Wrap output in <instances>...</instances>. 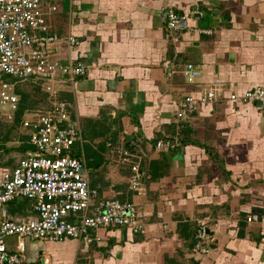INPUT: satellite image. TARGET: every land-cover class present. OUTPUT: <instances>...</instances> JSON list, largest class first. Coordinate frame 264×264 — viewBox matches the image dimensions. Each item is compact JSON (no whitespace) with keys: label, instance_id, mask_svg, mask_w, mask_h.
Listing matches in <instances>:
<instances>
[{"label":"crops","instance_id":"obj_1","mask_svg":"<svg viewBox=\"0 0 264 264\" xmlns=\"http://www.w3.org/2000/svg\"><path fill=\"white\" fill-rule=\"evenodd\" d=\"M45 1L59 6L50 18L59 63L87 66L54 87L81 130L74 148L89 183L101 198L136 204L146 230L101 228L91 242L25 239L24 264H264V105L229 100L264 86V0ZM169 9L182 16L171 31ZM189 63L199 72L192 81ZM29 82L45 104L23 116L36 117L53 95ZM210 90L215 99L201 103ZM185 96L199 108L179 117ZM167 138L180 145L155 147ZM124 152L139 165L144 194L131 189ZM19 207L8 205L12 217L34 216ZM200 222L215 237L206 255L194 252ZM7 243L15 249L18 239Z\"/></svg>","mask_w":264,"mask_h":264},{"label":"built area","instance_id":"obj_2","mask_svg":"<svg viewBox=\"0 0 264 264\" xmlns=\"http://www.w3.org/2000/svg\"><path fill=\"white\" fill-rule=\"evenodd\" d=\"M55 10L56 5L45 0H0V106L10 110L9 119L19 101L15 93L17 83H41L51 92L53 82L87 73L84 63L70 61L61 65L56 58L53 47L62 38L49 33L48 23ZM181 19L175 10L169 9L168 29H177ZM67 41L72 46L77 44L73 36ZM186 66L183 73L190 81L199 76L193 64ZM215 96V91L210 90L200 102L212 101ZM229 100L264 105V86L244 94L232 93ZM197 106L192 96H186L179 102L178 116L192 114ZM49 109L38 117L22 118L23 127L31 129L29 144L33 148L15 168L0 169V264H24L25 239L50 242L76 236L91 242L100 241V237H90V229L121 226L133 229L134 233L144 230L142 213L136 204L113 198L99 200L98 191L91 187L84 160L75 156L74 145L81 140V134L74 124L67 122L66 103H53ZM175 142L163 139L156 146L171 148ZM138 168H132L130 186L144 194L145 184ZM21 199L30 201L34 216L19 219L10 215L8 205ZM10 237L18 239L15 249L7 243ZM198 237L203 235L199 233ZM198 246L197 242L194 250ZM44 264H48L47 259Z\"/></svg>","mask_w":264,"mask_h":264},{"label":"rangeland","instance_id":"obj_3","mask_svg":"<svg viewBox=\"0 0 264 264\" xmlns=\"http://www.w3.org/2000/svg\"><path fill=\"white\" fill-rule=\"evenodd\" d=\"M186 67L187 66H185V68ZM184 76L188 79L187 75H184ZM56 82H58V81H55L52 83V91H51L52 95H53L51 97L52 101L55 104H59V102L60 103L61 102L66 103V110H67V114L69 117V120L67 122L74 124L77 127L79 134H81V130L79 128L78 123L76 121L73 122L71 120V114H70V111L68 109L69 104L65 100L59 99V97H57V94L55 93L56 90L54 87V83H56ZM15 91L17 92V94L21 98L20 103H19L20 105L23 104V105H25L31 109H35V108L38 109L40 107V104H45V102L42 101V98H43L42 91L40 89H37L34 86H32L30 82H23V83L19 84L16 87ZM245 92H247V90L244 92H241L239 94H244ZM248 103L258 104V102H252V101H249ZM198 108L199 107L197 106V109ZM26 110L24 111L23 115L26 114ZM47 110H51V109H47ZM9 112H10V110L8 108L3 110V109H1V106H0V166L3 167V165H5V164H6V166H8V164H11V165L16 164L13 167V168H15L22 159H25L29 155L26 152L29 150H32V149H28L27 151H25V153H22V149H21L23 146H26V144L30 142V138H28V137H30L29 133H31V129L23 127L21 120L17 117L18 111H17V114L15 116H14L15 112H12V120L9 119V117H8ZM37 117H38V115H37ZM26 118L30 119V118H35V117L28 115V116H26ZM173 139L176 142L179 141L177 138H173ZM161 140H163V139H159L155 143L158 144V142ZM156 144H155V146H156ZM157 148L158 149H164L165 147L159 146ZM121 157H122L121 159L124 163L132 165L131 160L127 157L126 154L122 153ZM133 164L138 165L137 163H133ZM13 168H11V169H13ZM0 169H3V168L0 167ZM138 171H139V168H138ZM137 208H138V206H137ZM140 212L142 213V225L144 227L143 232H145V230H146L145 215L141 210H140ZM252 219L255 220L256 215L252 216ZM256 220H258V219H256ZM116 227L118 228L121 226H116ZM102 228H110V226H106V227H102ZM129 230L134 233L133 229L129 228ZM199 233H201L203 235L202 238L198 237ZM195 237L198 240L199 246L197 249H195L194 252L196 254H200V255L209 254L212 251V247H213V244L215 242V237L211 233L208 232L207 223L205 224L203 222H200L198 224ZM67 238L79 239V237H76V236L66 237L65 239H67ZM100 240H101V237H100Z\"/></svg>","mask_w":264,"mask_h":264},{"label":"trees","instance_id":"obj_4","mask_svg":"<svg viewBox=\"0 0 264 264\" xmlns=\"http://www.w3.org/2000/svg\"><path fill=\"white\" fill-rule=\"evenodd\" d=\"M59 11V6H57L56 5V10L52 13V15L49 17V20H48V23H49V26H50V29H49V33H51V34H56L57 36H61V34H59V33H57V32H55V31H53L52 30V26H51V24H50V18L54 15V14H56L57 12ZM63 37H66V36H63ZM73 63H75V64H79V63H81V62H78V63H76V62H73ZM64 65H66V64H64ZM14 81V80H13ZM35 88H37L38 89V87L36 86ZM15 90H16V88H15ZM15 93L17 94V92L15 91ZM18 95V94H17ZM18 97H19V101H18V103H17V110H15L14 112V116L17 114V111H18V115H17V117L22 121V118H23V113H24V111L26 110V109H28L29 107H27V106H25V105H23V104H19L20 103V100H21V98H20V96L18 95ZM34 106V105H33ZM12 120V119H11ZM29 138V137H28ZM167 139H172V140H174L173 138H167ZM79 142V140H77L76 142H75V145L77 144ZM180 141H178V142H175L176 143V145L175 146H179L180 145V143H179ZM185 143H186V141H185ZM190 143H194V144H197V145H201L202 143H200V142H198V141H193V140H190ZM75 147V146H74ZM156 148H157V146H155ZM33 147H32V145H30L29 143H27L26 144V146H23L22 147V151H27L28 149H32ZM173 149V148H172ZM74 151H75V156H77V157H79V158H81V156H80V153L79 152H77L76 150H75V148H74ZM124 154H126L127 155V157L131 160V162L133 163L134 161L132 160L133 159V157H132V154L129 152V153H127V152H124ZM83 159V158H82ZM133 166H134V164H132L131 166H130V168H131V170H132V172H133V174H132V176L134 175V171H133ZM143 181V180H142ZM144 183V182H143ZM93 188V187H92ZM97 190V189H96ZM98 191V190H97ZM98 198H99V200H101V199H104V198H101L100 196H99V192H98ZM11 203H17L20 207H19V209L18 210H20L21 209V207L23 208V207H25V209H26V212H27V214H29V212L31 213L32 211H31V208H30V201L29 200H27V199H21V200H15V201H13V202H11ZM17 210V211H18ZM14 213V212H13ZM74 219V218H73ZM91 231H95V230H93V229H90L89 230V236L90 237H94V236H92L91 235ZM198 242V240L196 239V237H195V239H194V248H195V245H196V243ZM195 251V250H194Z\"/></svg>","mask_w":264,"mask_h":264},{"label":"water","instance_id":"obj_5","mask_svg":"<svg viewBox=\"0 0 264 264\" xmlns=\"http://www.w3.org/2000/svg\"><path fill=\"white\" fill-rule=\"evenodd\" d=\"M258 105H259V106H261V105H262V103H261V102H258Z\"/></svg>","mask_w":264,"mask_h":264}]
</instances>
